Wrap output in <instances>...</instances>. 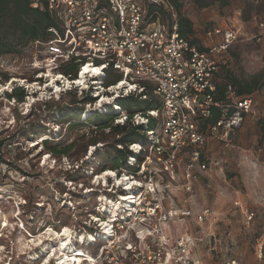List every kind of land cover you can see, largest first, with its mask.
Wrapping results in <instances>:
<instances>
[{
    "label": "rangeland",
    "instance_id": "rangeland-1",
    "mask_svg": "<svg viewBox=\"0 0 264 264\" xmlns=\"http://www.w3.org/2000/svg\"><path fill=\"white\" fill-rule=\"evenodd\" d=\"M210 1L180 0L183 16L193 22L198 45L217 43L213 33L217 28L239 33L241 41L227 54L221 78L249 81L258 76L264 81V41L246 40L258 34L255 18L264 21V0H234L228 6L217 3L201 7ZM163 18L166 24L172 21L168 16ZM42 48L34 42L17 55L0 56V264H69L65 256L71 260L74 250L93 256V264H131L126 246L139 244L138 236L153 234L159 221L148 218L133 226L127 217L130 227L110 239L104 238L101 225L117 217L121 221L136 209L121 197L145 193L149 180L146 156L150 155L151 143L142 146L148 152H144L141 163L132 158L127 163L129 168L115 170L111 158L118 138L109 130L99 131L93 133L99 143L87 145L95 128L85 120L101 106L120 98L119 89L124 85L107 89L92 81L91 74H86L82 84L71 83L54 70L53 64L42 60ZM53 76L60 78L52 81ZM91 84L98 87L93 95L96 102L85 106L80 122L73 116L64 122L47 112L39 116L43 113L40 110H46L45 103L74 107L71 102L80 101L82 91ZM18 86L28 93L23 103L7 96ZM75 89L77 92H69ZM250 97L255 102L254 114L243 126L225 141L208 140L205 158L209 170L193 183L190 193L184 186L190 150L179 154L172 171L164 170L156 158L151 160L166 210L190 213L175 218L172 236L193 237L192 254L201 264H264V88ZM116 111L119 113V108ZM138 117L135 124L146 122ZM40 125L46 127V133L29 138L23 133L24 126L42 130ZM45 139L50 141L49 148L69 146L75 139L78 143L68 156L60 158L44 147ZM139 147L136 144L133 150L138 152ZM109 172L113 175H107ZM207 208L211 220L200 223L196 216ZM244 209L253 214V220ZM259 243H263L262 258L257 253Z\"/></svg>",
    "mask_w": 264,
    "mask_h": 264
},
{
    "label": "built area",
    "instance_id": "built-area-1",
    "mask_svg": "<svg viewBox=\"0 0 264 264\" xmlns=\"http://www.w3.org/2000/svg\"><path fill=\"white\" fill-rule=\"evenodd\" d=\"M146 1L157 4L163 2L44 0L47 10L59 16L62 32L52 28L49 30L53 39L47 46L49 55L43 61L57 68L60 63L76 59L77 62H85L80 68V76L85 66L89 65L101 70V76H93L101 79L110 67L120 73L123 80L108 89L124 85L125 87L119 89L122 96L143 93V84L154 87L162 107L161 111L149 112L153 119L159 120L160 129L148 133L151 145L150 155L146 156V170L149 176L146 190L144 194L131 195L134 197L131 200L135 201L136 209L127 212L126 215L129 216H123L121 221L118 217L115 218L109 227L114 238L130 227L129 219L135 226L148 218H154L159 221L154 233L149 232L144 238L138 236L139 241L141 240L139 244L126 246L131 264H196L189 254V242L182 237H174L171 240L164 232L163 224H169L179 214L190 216V213L166 210L159 196V187L154 181L156 170H153L151 160L156 158L163 164L164 170L172 171L177 166L182 150L190 148L191 156L185 166L184 178L185 189L190 193L193 183L209 170V160L205 158L208 140L225 141L234 135L243 126L247 116L254 114L255 102L251 98H236L230 89V102L219 106L220 119L209 127L207 135H203L199 131L198 121L212 116L217 92L215 81L220 71V55L241 41L240 35L227 28L214 29L213 33L219 38V42L201 51L192 45L190 40L178 34L177 22L171 28L160 21L144 25L143 6ZM256 23L258 34L246 40L262 42L264 21ZM123 117L120 118L123 119L122 122L126 119V116ZM138 118L148 122L141 116ZM142 146L140 144L138 152L133 150L136 145L130 146V149L135 154L148 152L143 151ZM125 201L129 203L130 199ZM244 211L248 218L253 220V214L249 213L248 209ZM211 217L209 208L196 216L200 223L210 221ZM262 249L263 243H259L257 253L261 258Z\"/></svg>",
    "mask_w": 264,
    "mask_h": 264
},
{
    "label": "trees",
    "instance_id": "trees-1",
    "mask_svg": "<svg viewBox=\"0 0 264 264\" xmlns=\"http://www.w3.org/2000/svg\"><path fill=\"white\" fill-rule=\"evenodd\" d=\"M160 4L146 1L143 6V18L144 25H150L153 22L160 21L163 25L171 28L176 22L178 24V34L182 38L190 40L192 45L197 46L201 51L207 50L208 47H200L199 40L195 37L193 22L189 17H184L182 13V4L180 0H162ZM234 0H211L204 3L201 7H210L217 3L222 6H228ZM41 2V4H40ZM36 3L32 0H0V56L3 55H17L24 48L34 42H38L42 45L41 54H43L42 60L48 57V43L53 39L49 30L56 29L59 33L62 32V22L59 20V16L49 12L47 10L44 0H40ZM199 3V1L197 2ZM37 4V6H36ZM172 9V10H171ZM175 10V16L177 19H173ZM168 16L172 19L171 23L166 24L163 17ZM262 21L255 18V21ZM219 42V41H218ZM217 42V43H218ZM231 49V48H230ZM223 53L219 58L220 71L216 77L217 92L214 98L215 106L212 109V116L209 119H200L198 121L199 131L203 135H207L209 127L214 125L220 118L219 106L224 103L230 102L228 95L229 91L234 93L236 98H251L250 95L256 90L264 88V81L260 77L255 76L249 81H241L239 79L228 76L227 78H221L222 66L225 63L227 54L231 51ZM85 62H77L76 59L68 61L57 67L55 71L61 73L64 78L70 81H76L80 74V68ZM100 65V64H98ZM117 75V76H115ZM111 76L114 79H111ZM111 79V80H110ZM123 80V76L112 68H107L105 76L101 78H93L92 81H98L101 87L110 88L117 85ZM145 91L140 94H130L128 96H120L114 100L113 104H105L100 107V111H96L89 118L85 120V124L94 127L90 133L92 136L88 139L89 146H96L99 142L93 137V133L99 131L109 130V134L118 138L113 145L112 158L113 168L115 170L126 167L129 160L134 158L136 163H141L146 154L140 152L135 154L130 146L136 144H142L143 146L149 145L150 136L148 133L155 132L160 129L159 120L153 119L149 112L154 110L161 111L162 103L154 92V87L147 84H143ZM22 86L13 88L10 93H7L8 98L14 100L16 103H23L28 97V93ZM98 90L97 84H91L89 89L82 91V99L80 101H72L74 107H60L54 105H48L45 103L46 110L42 111L39 116L43 117L44 112L49 114L58 115L62 121L68 117H76L80 122V117L85 111L86 105H95L96 98L93 97L94 92ZM77 92L75 90H69V92ZM145 96L146 98H143ZM78 104H81L80 107ZM133 106H138L137 110L133 109ZM71 108V109H70ZM119 108V113L116 109ZM102 110V111H101ZM86 114V113H85ZM139 115L144 119H147V123H134V118ZM38 116V117H39ZM123 116H126L124 122L117 123ZM65 122V121H64ZM117 123V124H115ZM69 124V123H68ZM39 129H25L23 127V133L27 138L31 135L37 136L46 133V127ZM85 137V135H84ZM44 147L48 149L52 156H58L60 158L68 156L70 150L77 145L78 139H75L69 146L60 148L58 145L49 148L50 141L45 139L43 141ZM118 146L121 149L117 148ZM130 149V150H129ZM186 150V149H184ZM182 150V151H184ZM190 150V148L188 149ZM81 153V154H80ZM80 155H85V152H79ZM81 160L77 159V161ZM137 165V164H136ZM129 168V165L128 167ZM134 176V175H133ZM2 182L0 181V185Z\"/></svg>",
    "mask_w": 264,
    "mask_h": 264
},
{
    "label": "bare ground",
    "instance_id": "bare-ground-1",
    "mask_svg": "<svg viewBox=\"0 0 264 264\" xmlns=\"http://www.w3.org/2000/svg\"><path fill=\"white\" fill-rule=\"evenodd\" d=\"M38 67H40V66H38ZM49 74V73H48ZM86 74L88 75V74H92V76H94V77H96V76H101L102 75V72H101V70L99 69V68H97V67H95V66H93V67H91V66H85V68L83 69V72H82V74H81V76H79L77 79H76V84H82L84 81H85V78H86ZM50 77H52V75L50 74L49 75ZM58 78H60V76L58 77ZM58 78H55V76H53V78H52V81H55V80H57ZM113 175V173L112 172H109V173H107V175ZM129 178V177H128ZM131 179V178H130ZM130 190H132V189H130ZM129 190V191H130ZM131 196V194H126V195H123V199L122 200H128V199H130V201H129V203L131 204V205H135L134 204V200H131V199H133L134 197L133 196H131V197H129V198H126L127 196ZM127 202V201H126ZM129 207H131L130 205H129ZM119 208V207H118ZM118 208H117V210H118ZM131 211H132V209H131ZM95 220H97V221H101V220H98L97 218L95 219ZM109 225H110V223H108V222H106V223H103L102 225H101V227L103 228V231H104V238L105 239H110L111 237H113V234H112V231L110 230V227H109ZM1 234V233H0ZM77 250V249H76ZM79 251V250H78ZM76 252L75 250H74V252L71 254V256H69L70 258H71V260L68 258V256H65V257H67L65 260L66 261H70V263L69 264H72L73 262H75V264H84V263H87V264H93V263H96V259L93 257V256H87V254L84 252V251H81V252ZM103 251V250H102ZM103 253V252H102ZM64 255V254H63ZM100 258H101V256H99ZM64 261V260H63Z\"/></svg>",
    "mask_w": 264,
    "mask_h": 264
},
{
    "label": "crops",
    "instance_id": "crops-1",
    "mask_svg": "<svg viewBox=\"0 0 264 264\" xmlns=\"http://www.w3.org/2000/svg\"><path fill=\"white\" fill-rule=\"evenodd\" d=\"M172 10V9H171ZM174 17L176 18V16L174 15ZM257 21V20H256ZM257 25V23H256ZM219 40V38H218ZM210 47V46H209ZM249 116V115H248ZM247 116V118H248ZM246 118V120H247ZM246 122V121H245ZM200 179V178H199ZM199 179L196 181V183L199 181ZM178 217V216H175L172 220H171V223L169 224H163V229H164V232L166 234L167 237H169L171 240L174 239V237H177V236H172V233H171V225L172 223H174L175 221V218ZM178 237H182V238H185L188 242H189V254H191V259L196 263V264H201L199 261H197L194 257H193V254H192V251H193V247H194V239L193 237H188V236H178Z\"/></svg>",
    "mask_w": 264,
    "mask_h": 264
}]
</instances>
